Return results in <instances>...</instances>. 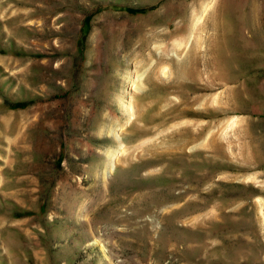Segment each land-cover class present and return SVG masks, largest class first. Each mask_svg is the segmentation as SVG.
I'll list each match as a JSON object with an SVG mask.
<instances>
[{
	"label": "rangeland",
	"instance_id": "obj_1",
	"mask_svg": "<svg viewBox=\"0 0 264 264\" xmlns=\"http://www.w3.org/2000/svg\"><path fill=\"white\" fill-rule=\"evenodd\" d=\"M0 264H264V0H0Z\"/></svg>",
	"mask_w": 264,
	"mask_h": 264
},
{
	"label": "trees",
	"instance_id": "obj_2",
	"mask_svg": "<svg viewBox=\"0 0 264 264\" xmlns=\"http://www.w3.org/2000/svg\"><path fill=\"white\" fill-rule=\"evenodd\" d=\"M9 105H10L11 107H21V106H24L25 104H24V103H13V104H10V103H9Z\"/></svg>",
	"mask_w": 264,
	"mask_h": 264
}]
</instances>
